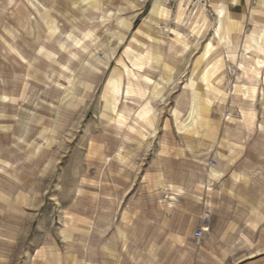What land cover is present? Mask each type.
Listing matches in <instances>:
<instances>
[{"label": "rangeland", "instance_id": "obj_1", "mask_svg": "<svg viewBox=\"0 0 264 264\" xmlns=\"http://www.w3.org/2000/svg\"><path fill=\"white\" fill-rule=\"evenodd\" d=\"M137 2L0 0V263L264 264V0Z\"/></svg>", "mask_w": 264, "mask_h": 264}, {"label": "crops", "instance_id": "obj_2", "mask_svg": "<svg viewBox=\"0 0 264 264\" xmlns=\"http://www.w3.org/2000/svg\"><path fill=\"white\" fill-rule=\"evenodd\" d=\"M51 0H44V3L45 4H47V3H49ZM67 1V0H66ZM146 1L147 0H138V2H137V4H134L135 6H136V8H134V10L135 11H137L136 13L138 14L137 15V17H139V16H145L144 17V19H146V17L148 16V14H149V12H150V9L152 8H150L149 9V6H148V4L146 3ZM210 1V0H209ZM221 2H219L218 4H219V6H218V8H217V13L219 12V11H222V15H220L219 13H218V16H219V20H218V24H219V26H218V24H216V27H215V29H219V32H221V29H222V24H223V22L225 21V18H227L229 15H231V14H240V13H242V12H244V10H245V8H246V6L247 5H249L250 3H251V1L252 0H220ZM142 5H144V8H142L141 6ZM223 19V20H222ZM207 21V17L205 16V22ZM215 33H216V30H215ZM216 35V34H215ZM218 37V36H217ZM219 40H224V38H222L221 37V35H219ZM257 44H258V46H261V41H259V42H256ZM209 48H208V50H210L211 49V47L213 46L212 45V43L211 42H209ZM211 52V51H210ZM210 52H205L203 55H204V57H206ZM204 59H206V58H204ZM230 59V58H229ZM258 64L261 66V63H259V61H258ZM124 65V64H123ZM126 66L124 65V70H122V71H124V73L122 74V77H127V78H129V77H132V76H136L135 74H133V70L132 69H129L130 70V75L128 76L127 75V72L125 71V69L127 68H125ZM120 69V68H119ZM215 69H216V71L219 69V65L217 66H215ZM121 70V69H120ZM145 78H148V77H146L145 76ZM129 81H130V79H128ZM128 82V81H127ZM129 83V82H128ZM127 83V86H129V84ZM131 83L133 84V81H131ZM124 107H125V110L127 111H129V107L130 106H128V103L127 104H125L124 105ZM175 148V147H174ZM176 149H178V148H176ZM175 154H179V152H177V153H175ZM172 168H174V167H172ZM220 170V173H222V172H228L229 171V169H226V168H220L219 169ZM202 175V174H201ZM0 201H1V198H0ZM222 203V202H221ZM249 204L250 202L249 201H244V204ZM207 210H209V208H207V207H205V209L203 210L204 212L205 211H207ZM1 211V210H0ZM211 211V210H210ZM224 211H226L225 210V207H223L222 206V204L220 205V207L218 208V210L216 211V213L219 215V216H223L224 215V217H225V215H226V213L224 212ZM0 215H1V212H0ZM229 216V214L227 213V217ZM12 221V220H11ZM198 229H200V228H197L196 230H195V232H194V237L196 238V239H202V237H203V234H204V232H203V234H202V236L200 237V238H197V236H196V232H197V230ZM172 235H175L174 233L172 234ZM0 264H3V263H0Z\"/></svg>", "mask_w": 264, "mask_h": 264}, {"label": "built area", "instance_id": "obj_3", "mask_svg": "<svg viewBox=\"0 0 264 264\" xmlns=\"http://www.w3.org/2000/svg\"><path fill=\"white\" fill-rule=\"evenodd\" d=\"M208 1L209 0H192V2H195V4H197L199 6L206 5L208 3ZM210 216H211V214H210V211L209 210L205 211L204 214H203V217L205 219L210 218ZM203 232H204V228L198 229L197 232H196L197 238H200L202 236Z\"/></svg>", "mask_w": 264, "mask_h": 264}, {"label": "bare ground", "instance_id": "obj_4", "mask_svg": "<svg viewBox=\"0 0 264 264\" xmlns=\"http://www.w3.org/2000/svg\"><path fill=\"white\" fill-rule=\"evenodd\" d=\"M220 15H222V11H219L218 12ZM179 15H180V13H179ZM223 20V19H222ZM202 21H204V15H203V19H202ZM198 21L196 20V21H194L193 22V24H196ZM147 26H146V24H143L141 27H140V29H139V32H141V31H147ZM216 30V36H218L219 37V29H215ZM148 31H149V29H148ZM131 84V83H130Z\"/></svg>", "mask_w": 264, "mask_h": 264}]
</instances>
